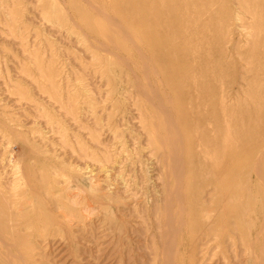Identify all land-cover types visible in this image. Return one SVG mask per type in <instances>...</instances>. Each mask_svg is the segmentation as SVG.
Returning <instances> with one entry per match:
<instances>
[{
  "label": "rangeland",
  "instance_id": "obj_1",
  "mask_svg": "<svg viewBox=\"0 0 264 264\" xmlns=\"http://www.w3.org/2000/svg\"><path fill=\"white\" fill-rule=\"evenodd\" d=\"M178 1L163 3L171 9ZM128 3L0 0V183L5 185L12 169L23 166L19 174L28 169L39 188L72 186L71 207L60 217L70 229L57 232L56 241L37 250L43 264L153 263L152 211L165 203L167 170L163 147L159 152L149 142V129H160L163 113L143 94L151 83L166 87L169 70L150 51L137 22L132 26L135 14L126 9ZM187 4L189 10L171 9L168 15L186 16L188 25L195 26L190 39L197 58L190 63L200 78L222 80L229 93L255 88L257 80L246 70L264 59L262 46L250 54V36H264V25L257 21L251 28L255 14L259 17L254 5L247 8L243 0ZM233 45L238 53L232 52ZM182 46L188 49L190 44ZM155 91L151 89L152 95ZM247 97L243 94L242 100ZM59 98L65 101L63 108ZM183 129L176 131L182 135ZM178 144L186 146V138ZM262 172L264 176V165ZM254 176L252 235L261 236L255 258L264 264V177ZM71 235L76 239L72 247L59 241ZM23 248L32 253L34 242L23 243ZM241 260L249 264L251 258Z\"/></svg>",
  "mask_w": 264,
  "mask_h": 264
},
{
  "label": "bare ground",
  "instance_id": "obj_2",
  "mask_svg": "<svg viewBox=\"0 0 264 264\" xmlns=\"http://www.w3.org/2000/svg\"><path fill=\"white\" fill-rule=\"evenodd\" d=\"M163 2L129 0L126 6L135 14L132 26L137 22L150 51L169 70L166 87L155 82L148 85L150 91L144 92L141 86L143 96L155 100L156 111L163 113L159 117L163 121L159 123L160 129L154 130V126L149 129V142L159 152L163 147L167 170L163 181L165 203L152 211L156 218L155 226L152 224L155 253L152 264H243V256L251 258L249 264H263L255 258L256 243L261 236L252 235L256 223L251 215L256 212L257 189L252 176L264 177V64L246 70L258 84L255 88L248 87L246 92L229 93L222 80L201 79L190 63L197 58L192 46L194 39H190L195 26L188 25L186 16L174 19L168 15L171 9L189 10L187 0H179L171 9ZM243 3L247 8L252 3L259 14V17L255 14L251 28L259 25L257 21L264 25V0H243ZM80 8L84 10L83 6ZM250 37V54H256L262 46L264 59V36L255 33ZM183 42H189L188 49L182 46ZM237 46L233 45V53H238ZM40 71L43 72L42 68ZM246 78L242 80L247 82ZM151 89L156 90L153 95ZM241 93L248 97L242 100ZM168 94L175 96V101L166 98ZM71 100L68 106L72 105ZM59 101L63 108L65 101L61 103L60 98ZM178 126L184 128L183 137L176 131ZM7 130L10 127L6 126L4 131ZM184 137L183 147L178 141L180 138L182 142ZM12 170L8 182L0 183V264H43L39 257L42 244L56 241L57 232L70 229L60 217L64 219L71 207L72 186L57 191L39 188L28 169L25 174H19L18 168ZM55 181L59 184L58 179ZM71 236L59 241L72 247L76 239ZM29 241L34 242L32 253L21 249ZM260 250L264 254V245Z\"/></svg>",
  "mask_w": 264,
  "mask_h": 264
}]
</instances>
